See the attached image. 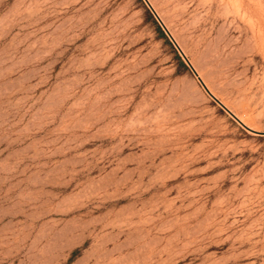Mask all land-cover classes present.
Segmentation results:
<instances>
[{"label":"rangeland","instance_id":"rangeland-1","mask_svg":"<svg viewBox=\"0 0 264 264\" xmlns=\"http://www.w3.org/2000/svg\"><path fill=\"white\" fill-rule=\"evenodd\" d=\"M147 1L0 0V264H264V0Z\"/></svg>","mask_w":264,"mask_h":264},{"label":"water","instance_id":"water-1","mask_svg":"<svg viewBox=\"0 0 264 264\" xmlns=\"http://www.w3.org/2000/svg\"><path fill=\"white\" fill-rule=\"evenodd\" d=\"M145 4L147 5V7L149 8V10L151 11V13L153 14V16L155 17L156 21L160 24V26L165 30V32L167 33L165 26L162 24V22L160 21V19L158 18V16L156 15V13L154 12V10L152 9V7L148 4V2L146 0H144ZM168 34V33H167ZM176 46V44H174ZM177 47V46H176ZM179 53L181 54L182 57H184L183 53L181 52V50L179 48H177ZM210 97L222 108L224 109L233 119H235L240 125H242L243 127H245L243 124H241V122H239L237 120V118L234 116V114L228 110L218 99H216L214 96L210 95ZM246 128V127H245ZM252 132L255 133H259L257 131H254L252 129L246 128Z\"/></svg>","mask_w":264,"mask_h":264},{"label":"bare ground","instance_id":"bare-ground-1","mask_svg":"<svg viewBox=\"0 0 264 264\" xmlns=\"http://www.w3.org/2000/svg\"><path fill=\"white\" fill-rule=\"evenodd\" d=\"M147 1V0H146ZM148 2V1H147ZM148 4H149V2H148ZM150 5V4H149ZM151 6V5H150ZM153 9V8H152ZM155 10V9H154ZM155 12V11H154ZM157 15V14H156ZM159 18V17H158ZM161 21V20H160ZM163 24V23H162ZM166 29V28H165ZM167 31V30H166ZM167 33H168V31H167ZM169 34V33H168ZM189 65H191V64H189ZM190 68H191V70L193 71V69H192V67L190 66ZM194 72V71H193ZM199 77V76H198ZM203 81V80H202ZM201 81V82H202ZM204 82V81H203ZM202 87H203V89L205 90V92L210 96V95H212V93L210 92V90H208L207 88H206V85H202ZM213 96V95H212ZM222 103V102H221ZM239 122H243V121H240L239 119H237ZM242 124V123H241Z\"/></svg>","mask_w":264,"mask_h":264}]
</instances>
